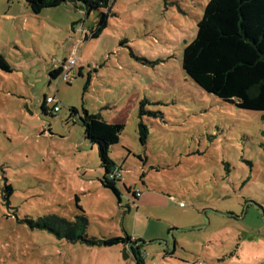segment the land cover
<instances>
[{
    "label": "rangeland",
    "instance_id": "374dc122",
    "mask_svg": "<svg viewBox=\"0 0 264 264\" xmlns=\"http://www.w3.org/2000/svg\"><path fill=\"white\" fill-rule=\"evenodd\" d=\"M208 1L115 0L107 28L87 40L97 11L34 14L26 0H0V264H138L123 244L70 243L38 226L83 211L89 237L141 240L144 264H264V112L206 92L182 65ZM78 39L71 79H51ZM45 96L58 112H44ZM141 99L160 112L142 116L146 145ZM84 109L125 124L111 149L119 197L101 182Z\"/></svg>",
    "mask_w": 264,
    "mask_h": 264
},
{
    "label": "trees",
    "instance_id": "16d2710c",
    "mask_svg": "<svg viewBox=\"0 0 264 264\" xmlns=\"http://www.w3.org/2000/svg\"><path fill=\"white\" fill-rule=\"evenodd\" d=\"M113 1L115 0H26L34 14L62 4L79 9L86 18L92 11H97L98 21L94 28H90L87 40L97 38L107 28ZM84 21L81 20L82 23ZM182 65L185 73L206 92L234 104L237 108L264 112V0H209L197 23L195 38L184 46ZM0 67L9 69L1 54ZM79 69V74L82 75V67ZM62 73V65L49 70L51 79L61 77ZM91 80L89 75L85 90ZM46 104L47 96L42 106L44 112H48ZM147 104L148 99L139 101L140 121L137 131L142 145H146L150 133L142 116L148 114L157 117L160 114L147 110ZM83 112L80 121L84 127L85 138L98 145L99 157L105 170L101 182L119 197L116 182L122 178L111 179L110 174L115 168H123L112 156L111 149L119 143L125 124L110 122L101 113H90L87 109ZM70 113L72 117L79 114V111L70 108ZM125 187L138 200L136 190L127 185ZM45 218L38 226L53 232L60 239L90 246L123 244L130 247L138 264H144L140 251L141 240L137 238L133 239L128 234L125 237H89V220L84 211L74 220L56 215Z\"/></svg>",
    "mask_w": 264,
    "mask_h": 264
},
{
    "label": "built area",
    "instance_id": "2783aa9c",
    "mask_svg": "<svg viewBox=\"0 0 264 264\" xmlns=\"http://www.w3.org/2000/svg\"><path fill=\"white\" fill-rule=\"evenodd\" d=\"M85 36H86V33H85ZM80 42L81 40L78 39V43H76V46L71 50V54L68 57H66L65 61H63L61 64L63 67V73L61 75V78L67 81L71 79V72L78 66L79 57H78L77 46L79 45ZM48 103L53 104L54 112H58L60 110L59 101H57L55 97H47V104ZM110 178L111 179L123 178V170L115 168L110 174ZM141 194L142 192L140 190H136V196L138 198L141 196Z\"/></svg>",
    "mask_w": 264,
    "mask_h": 264
},
{
    "label": "crops",
    "instance_id": "0c3cea01",
    "mask_svg": "<svg viewBox=\"0 0 264 264\" xmlns=\"http://www.w3.org/2000/svg\"><path fill=\"white\" fill-rule=\"evenodd\" d=\"M82 67V69H83V65H80L79 66V68H81ZM82 69H81V72H83L82 71ZM103 116V115H102ZM105 118V117H104ZM107 120V119H106ZM109 121V120H108ZM110 122H120V121H110ZM140 199V200H139ZM148 199H149V197H147V200H145V197H144V193L142 192V195L138 198V200H139V202H140V205H141V203H143V202H148ZM135 238V237H134Z\"/></svg>",
    "mask_w": 264,
    "mask_h": 264
},
{
    "label": "water",
    "instance_id": "95a60500",
    "mask_svg": "<svg viewBox=\"0 0 264 264\" xmlns=\"http://www.w3.org/2000/svg\"><path fill=\"white\" fill-rule=\"evenodd\" d=\"M124 251H126V248H125V250Z\"/></svg>",
    "mask_w": 264,
    "mask_h": 264
}]
</instances>
